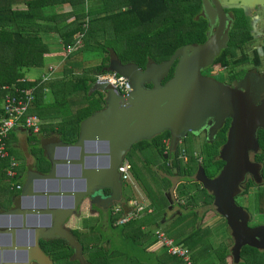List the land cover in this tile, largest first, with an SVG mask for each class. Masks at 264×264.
<instances>
[{
	"label": "trees",
	"instance_id": "1",
	"mask_svg": "<svg viewBox=\"0 0 264 264\" xmlns=\"http://www.w3.org/2000/svg\"><path fill=\"white\" fill-rule=\"evenodd\" d=\"M90 1L94 8L89 9L86 0H0L1 86L16 84L19 88L31 90L38 85V82L26 81L25 74L31 69H42L46 66V60L54 56L48 39L50 36L58 35L64 46H69L75 42L77 34L84 33L82 44L72 56L82 52H101L107 55L101 65L91 71L85 70L76 77L68 71L69 81L47 84L35 94V102L30 107L29 115L42 119L48 112L47 108H50L55 111V115L62 117L59 125L43 127L40 135L47 137L54 134L67 144L76 143L81 123L104 106V94H88L96 83L95 77L105 75L112 53L117 56L121 66L134 65L145 69L152 60L155 63L167 61L182 46L206 39L202 31L203 22L197 17L201 10L200 0ZM66 7L68 10L65 11ZM86 24L88 28H85ZM63 57L65 58V54ZM92 71L94 73H91ZM171 75L170 70L168 78ZM45 89H50L49 94L55 98L49 106L44 103L49 95ZM65 106L69 112L72 107L74 113H62ZM171 138V133L167 131L151 141H142L135 145V148L143 151L145 155L151 151L157 153L159 165L146 163L140 167L132 162V158L127 160L132 168L136 190L140 191L137 189L140 187L145 194L141 193L147 207L142 215L127 224L117 226V222L125 213L116 215L115 207L122 206V203L127 205L136 195L135 191H132L133 195H123L121 203L110 208L109 215L104 217L99 214L95 218L85 216L80 219L81 227L73 230L72 234L83 248L85 264H182L179 260L171 258L155 238V231L163 229L157 227L153 232L149 228L155 226V215L161 214V217H164L162 220L167 218L168 199L166 200L164 194L173 188L168 177L185 180L196 173L199 165L206 167L209 164H196L192 160L186 166L184 161L166 160L165 157L169 153L166 140ZM32 141L35 142V147L31 150V155L36 161L35 170L48 174L50 165L45 160L41 140L35 137ZM8 166V160L0 161V204L8 202L14 192L11 188L15 181L10 180L5 173ZM152 167L158 168V171ZM19 169L18 166L17 170ZM211 169L212 174L217 170L215 166ZM144 171L150 174L151 179L144 180ZM199 187L185 180L176 186L178 199L193 208L201 201L206 206L212 205L211 196L206 190H199ZM123 190L127 189L122 188V194ZM257 210L264 213V209H259L258 206ZM103 220L107 229L101 224ZM191 226L193 231L186 234L183 232L184 227L179 228L181 234L165 229L163 231L177 243L193 251L192 261L195 264H198V259L205 260V264H232L225 245L216 248L212 245V231L202 227L196 228L195 220ZM126 240L132 244L129 255H126L123 249ZM140 248L151 255L150 261L140 262L134 258V254H130ZM44 249L53 264H80L78 261H72L73 250L66 241L45 242ZM159 249L162 254L157 253ZM240 259V264H264V256L248 248L240 251Z\"/></svg>",
	"mask_w": 264,
	"mask_h": 264
},
{
	"label": "water",
	"instance_id": "2",
	"mask_svg": "<svg viewBox=\"0 0 264 264\" xmlns=\"http://www.w3.org/2000/svg\"><path fill=\"white\" fill-rule=\"evenodd\" d=\"M202 2L209 16L212 8L209 0ZM221 2L264 6V0ZM227 41V35H214L204 44H186L169 60L161 63L152 60L145 69L121 66L117 56L110 55L104 73L128 80L130 92L126 96L119 95L109 83L97 80L88 95L104 94V106L81 123L76 143H64L59 136L44 139L42 147L50 171L42 174L27 169V181L17 203L34 202L27 212L32 223L26 233L23 231L29 237L28 242L16 238L14 241L22 247L28 264H53L41 249V240L66 241L73 250L72 261L85 264L83 248L66 224L87 198L104 209L121 203L119 167L137 143L151 141L169 131L172 135L170 153H174L187 133L205 129L211 120L218 129L227 119L232 120V129L228 144L220 154L226 166L215 180H209L205 170L199 167L197 180L212 196L218 215L231 231L235 263L241 246L264 250V226L250 228L249 215L234 202L246 168L251 166L249 153L260 147L258 131L264 129V101L261 100L264 82H257L254 89H250L246 79L238 85L244 92H238L201 75V70L211 66L228 48ZM177 59L172 77L162 85L161 81L169 75ZM147 84L152 87L148 88ZM242 140L247 144L241 145ZM101 189H109V197L103 199L99 194ZM15 212L11 214L16 215ZM1 235L15 236L6 223L0 224Z\"/></svg>",
	"mask_w": 264,
	"mask_h": 264
},
{
	"label": "flooded vegetation",
	"instance_id": "3",
	"mask_svg": "<svg viewBox=\"0 0 264 264\" xmlns=\"http://www.w3.org/2000/svg\"><path fill=\"white\" fill-rule=\"evenodd\" d=\"M201 2V10L197 17L201 19L202 23V31L206 36L205 41L203 42H193L198 44H204L209 38L214 35H227L228 37V48L225 51H222L221 55L212 63L211 66L204 68L201 70L202 77L209 79L218 85H222L230 90L244 92V89L238 88V85L248 79V84H250V89H254L257 82H264V6H245L240 3H225L223 4L221 0H209L212 8L211 12L207 13L203 9V2ZM257 38L261 39L260 44H256L255 40ZM227 51V52H226ZM179 59L173 63L171 67V72L173 75L175 66ZM106 74V73H105ZM172 75L168 78V76L161 81L163 85L168 79L172 77ZM148 88H151V84L146 85ZM261 100L264 101V94L261 95ZM262 101L259 103L261 105ZM213 120L209 121L208 125L205 129H201L197 133L189 132L186 134L185 139L180 144L179 148L174 151V153H169L165 157V159H169L171 161H184V165L188 166L189 163L194 160L196 164H203L204 162H208V166L202 168L205 170V175L209 180H215L223 171L226 166L225 161L220 157L222 150L228 144L230 132L232 129V120L227 119L223 123L221 127L215 129L213 125ZM171 133V132H170ZM264 129H260L258 131V139L260 142V147L257 151H251L249 153V161L251 166L246 168V175L244 180H242L238 185V193L234 198V202L236 207L244 210L249 215L248 226L252 229H255L259 226H264V213H257L259 215L256 218V214H251L248 207L245 206V202L248 199H251L259 209H264ZM153 140V139H152ZM170 141L172 142V138L166 140V143ZM247 144L245 140L240 141L242 143ZM193 143L197 146V149L200 151V154L196 156L195 149L187 150L189 147L188 144ZM42 144V142H41ZM35 145V144H34ZM183 145H186L183 146ZM135 147V146H134ZM133 147V148H134ZM171 147V144H170ZM184 147V148H183ZM132 148V149H133ZM184 149V150H183ZM183 151V157H179V155ZM185 151V153H184ZM143 154V151H141ZM185 154V155H184ZM127 156H130L129 153ZM125 156L124 161H127L129 157ZM201 156V157H199ZM132 158V157H131ZM190 161V162H189ZM128 162V161H127ZM215 166L216 172L212 174L210 171L211 168ZM19 171L17 172L18 181L22 186L21 190H15L11 188L12 193L9 201L0 204V224L6 223L11 226L13 233L15 236H6L1 235L0 237V264H28L26 260V256L22 253V247L19 246L14 240L22 242H28L29 237L24 234L27 229L30 228L32 223V218L28 215V210H31V204L34 203L31 200H27L25 202L17 203L18 198L22 195L24 185L27 181V169L31 171L38 172L35 170V167L28 166L21 167L19 163ZM201 165L198 166V168ZM240 170V169H239ZM132 173V168H131ZM197 173L191 177L185 178L188 182L192 184H197L200 186L198 189H203V185L197 180ZM184 179H180L178 181L179 184L185 182ZM123 188V185H122ZM122 192V191H121ZM207 192V191H206ZM208 193V192H207ZM99 194L103 199H106L111 194L109 189H101ZM208 195H210L208 193ZM211 196V195H210ZM173 204V210L170 215L171 220H181V227H186V232L190 233L193 231V227L191 224L195 220L196 228H199V222L205 221L206 212L211 209L218 215L216 208L214 207V202L212 205L206 206V204L201 201L199 202L198 208L203 209L201 212L199 210H195L192 206H187V203L183 200H179L178 197ZM212 198V196H211ZM123 199V194H122ZM213 200V198H212ZM244 204H242V203ZM87 204L86 212L90 217H94V214L103 215L104 217L109 215V208L104 209L100 206L94 204L90 198H87L83 203ZM82 205V206H83ZM81 206V208H82ZM76 212L75 215L79 214L80 209ZM15 214H11V212ZM194 213L195 215H191ZM169 212H167V215ZM5 215H10V217H2ZM26 215V217H24ZM74 215V217H75ZM88 216V217H89ZM219 216V215H218ZM73 217V218H74ZM220 217V216H219ZM72 218V219H73ZM221 218V217H220ZM71 219V220H72ZM222 219V218H221ZM69 220L66 226L71 221ZM80 220V218H79ZM225 227L229 232V239L231 241V246H225L228 248L230 258L232 260V264H240V251L242 249L248 248L253 251H256L259 255L264 256L263 249H256L254 247L244 245L241 246L238 252V260L235 263V260L232 258V249L235 244L234 239L232 238L231 231L227 228L226 222L224 219ZM208 226H203V229H210L213 224V220H206ZM179 223V222H178ZM218 225H216L217 227ZM68 228V227H67ZM78 227H75L71 230V232ZM22 230V231H21ZM17 231L19 233H17ZM24 231V232H23ZM16 238V239H15ZM261 240V239H260ZM56 240H41V249L45 253L44 244L45 242H53ZM219 244H216L217 247ZM215 246V247H216ZM46 255V254H45ZM73 255V254H72ZM83 256V254H82ZM84 259V258H83ZM52 262V261H51ZM53 263V262H52Z\"/></svg>",
	"mask_w": 264,
	"mask_h": 264
},
{
	"label": "built area",
	"instance_id": "4",
	"mask_svg": "<svg viewBox=\"0 0 264 264\" xmlns=\"http://www.w3.org/2000/svg\"><path fill=\"white\" fill-rule=\"evenodd\" d=\"M87 21L89 22L90 18H88ZM85 28H88V24L85 25ZM84 35V33L77 34V37L75 36L76 40L72 45H63V54H65V58L63 57L64 59L72 56L78 46L82 44ZM56 72V68H50L47 74L41 78L39 84L31 90L19 88L16 84L5 86L0 85V98L2 99V108L0 113V161L8 160L9 166L7 167L5 173L10 180L16 181L19 163L10 154L8 136L16 127L26 130L35 136L41 134L42 128L47 126V124L39 117L29 115L28 113L32 103L35 102V94L37 90L49 84L54 79ZM98 81H105L109 83L110 87L115 89L119 95L126 96L131 90L128 80L121 79L112 74L99 76ZM45 92H48V89H45ZM170 144L171 142L168 141V148H170ZM181 157L185 158L183 154ZM119 174L123 188L133 192L135 191L137 195H135L133 199H130L127 202V205L122 203V206L115 207L114 212L116 215L121 214V212L125 213L117 222V226L127 224L137 216L142 215L147 208L144 197L137 192L135 188V181L131 175V166L128 162L124 161L121 164L119 167ZM12 188L19 191L22 189V186L20 183H16L12 186ZM150 212L151 210H149V213ZM88 216L89 214L86 213V217ZM154 236L157 241L164 246L166 252L169 256H171V258L179 260L182 264H195L192 261L188 248H186L183 244L177 243L174 238L169 236L165 231L158 229L155 231Z\"/></svg>",
	"mask_w": 264,
	"mask_h": 264
},
{
	"label": "rangeland",
	"instance_id": "5",
	"mask_svg": "<svg viewBox=\"0 0 264 264\" xmlns=\"http://www.w3.org/2000/svg\"><path fill=\"white\" fill-rule=\"evenodd\" d=\"M86 3H87V7L89 9L94 8L92 1L86 0ZM255 42L258 45L261 43V39L257 38L255 40ZM50 46H51V50L53 53L57 54L58 52H60V46L57 45L56 43H50ZM61 50H62V48H61ZM106 57H107V55H104L101 52H84V53L82 52L80 54L73 55L69 58L67 57V59L63 60L65 63H62L61 62L62 60L60 61L56 57H51V58L46 60V66L44 68H42V69H31L27 72V75H29V76L30 75H37L38 76V75H41L42 73H44L45 72L44 70L52 64H63L64 68L73 69L75 71L74 73H75V77H76L78 74L82 73L85 70L91 71L92 69L98 67L99 65H101L102 61ZM91 73H94V72L92 71ZM99 76H102V75H99ZM99 76L95 77L96 81L98 80ZM48 99H49L48 103H53L55 101V98L53 96H49ZM72 105L75 106L74 104H72ZM75 107H77V106H75ZM65 111H66V115H68L70 112L74 113L73 112L74 109H72V107H70V112H69V109L65 106V110H63L62 113H64ZM9 140H10V149L12 150L13 155L16 157V159L20 163V166L25 167L27 165L28 160H29L28 164L31 165L30 161L34 160V159L27 157L28 156L27 154L28 153L30 154L31 150H32V146H30V143H28L29 141L26 143L23 140V138H19L16 133H14V137H13V135H11L9 137ZM30 142H32V138L30 139ZM183 146L186 147V145H183ZM188 146H189L190 150L196 148L195 149L196 156L200 154V151L197 149V146L195 144L189 143ZM184 153H185V151H184ZM181 154H183V151ZM129 155L130 156H127V157H129V158L132 157V162L135 163L136 165H139L140 167L146 163H149L150 165H154V166L160 164L157 153H153V151H151V153H147L145 155V154L141 153V150L136 149L134 147L130 151ZM144 172H143L144 180L151 179L150 174H148V172H145V173ZM131 175H132V173H131ZM168 179L172 183V186H173V188H170L169 191H167L164 194L165 195L164 197L166 198V200L168 199V204H167V207H168L167 210L168 211L167 212H169V214L167 215L166 220H162L164 217H161V214L155 215L153 217V221H155V226L152 228H149V229L154 232L157 227H160L163 230L164 229L170 230V231H173V233L181 234L179 228L182 226L181 222L183 221V218L179 221V220H171V217H170L172 210L174 208L173 204H174L175 200L177 199L176 198L177 197L176 186L179 184L178 181L180 179L178 177H172V178L168 177ZM137 189L140 190L137 192L145 195L143 193V191L140 189V187H137ZM123 192H124L123 195H125V196L126 195H133V192L131 190H123ZM136 195H137V193H136ZM242 204H244V203H242ZM120 205H122V204H120ZM245 206L248 207L251 214H256V218L259 217V215H257V213H260V212L257 210V205L251 199H248V201L245 202ZM86 207H87V204H84L82 206V208L80 209L79 214L75 215V217L69 222V224L67 225V227L69 229L70 228L73 229L75 227H81L80 226L81 221L79 220V218L83 219L86 216V213H88V212H86V210H87ZM194 209L195 210L198 209L199 212H201L203 210L201 208H198V206H194ZM205 216H206L205 221H200L199 226L200 227L208 226L206 220L207 221L213 220V224L210 227V229L212 230V232H211L212 245L216 246V244H219L218 246H220L223 244L225 246L227 245L228 247L231 246V241L229 239H227V238H229V232L227 231V229L225 227L224 221L218 215H216L212 209L210 211L206 212ZM95 217H97V214H94L93 218H95ZM101 224H102L103 228H105V229L108 228L107 224L105 223L104 220L102 221ZM157 224H159V226H157ZM190 224H192V223H189V225ZM216 225H218V226L216 227ZM79 229H81V228H79ZM183 232L186 234V227L183 230ZM183 232H182V234H184ZM131 246H132V244L126 240L125 245L123 247V249L125 250L124 253H126V255H129L128 252H130ZM157 253L162 254V250L161 249L157 250ZM130 254H132V255L134 254L133 255L134 258H136V260H139L140 262L150 261L152 259L151 255L149 253L145 252L144 250H142V248L136 249V250L132 251V253H130ZM190 254H191V258H192L193 251H190ZM205 263H206L205 260L198 259V264H205ZM127 264H129V262Z\"/></svg>",
	"mask_w": 264,
	"mask_h": 264
},
{
	"label": "crops",
	"instance_id": "6",
	"mask_svg": "<svg viewBox=\"0 0 264 264\" xmlns=\"http://www.w3.org/2000/svg\"><path fill=\"white\" fill-rule=\"evenodd\" d=\"M65 11L66 10H68V7H66L65 9H64ZM48 39H49V42L50 43H56L57 45H59L60 46V52H58L57 54H55V53H53L54 54V56L53 57H56V58H58L62 63H65L63 60H65L64 58H63V42L60 40V38L58 37V35H54V36H50V37H48ZM61 48H62V50H61ZM45 67V66H44ZM43 67V68H44ZM50 68H56L57 69V72H56V74L54 75V79L49 83V84H51V83H53V82H58V83H60V81H62V80H64V81H69V77H67L68 76V71H70V72H72L73 74H75L74 72V70L73 69H66V68H64V66H63V64H52V65H50V66H48L44 71V73H42L41 75H27V72H26V74H25V80L26 81H28V82H38V84H39V82H40V80H41V78L43 77V76H45L46 74H47V72H48V70L50 69ZM68 78V79H67ZM60 85V84H59ZM58 85V86H59ZM49 92H50V89H48V92H46L47 94H49ZM49 96H52L51 94H49L46 98H45V100H44V103H46V105L47 106H49V105H51V103H48V101H49ZM1 108H2V99L0 98V110H1ZM47 114L46 115H44V116H42L43 118L41 119L44 123H46L47 124V126H44V127H48V126H51V125H59L61 122H62V117L61 116H59V115H55L54 113H55V111H53L52 109H50V108H47ZM14 133H16L17 134V136L19 137V138H23V140L27 143L28 141V143H30V146H32V147H35V142L34 141H32V142H30V139L31 138H35V137H37V139L38 140H41L40 142H42L44 139H46V138H48V137H53V136H57V135H54V134H49L47 137H43V136H41V135H38V136H35V135H31L29 132H27L26 130H23V129H20V128H18V127H16L15 129H13L12 130V132L9 134V137L11 136V135H13V137H14ZM32 136H34V137H32ZM28 138V139H27ZM8 147H9V151H10V154H12V157L18 162V160L16 159V157L13 155V153H12V150L10 149V140L8 139ZM28 156L27 157H29V158H32V159H34V160H31L30 161V164L31 165H29L28 164V162H29V160L27 161V165L26 166H28V168H30L31 166L32 167H35V165H36V161H35V157L34 156H32L31 155V153L29 154H27ZM45 158H46V156H45ZM46 160V159H45ZM19 163V162H18ZM49 165V164H48ZM155 168V169H154ZM152 169H154L155 171H157L158 170V168H156V167H152ZM17 172H18V170H17ZM17 179H16V181H15V183L14 184H16V183H19V181H18V177H16ZM13 181V180H12Z\"/></svg>",
	"mask_w": 264,
	"mask_h": 264
}]
</instances>
